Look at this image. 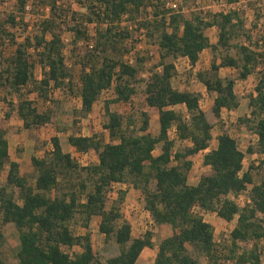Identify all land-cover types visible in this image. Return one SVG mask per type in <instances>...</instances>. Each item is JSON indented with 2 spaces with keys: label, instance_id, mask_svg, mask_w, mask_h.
<instances>
[{
  "label": "trees",
  "instance_id": "trees-1",
  "mask_svg": "<svg viewBox=\"0 0 264 264\" xmlns=\"http://www.w3.org/2000/svg\"><path fill=\"white\" fill-rule=\"evenodd\" d=\"M170 0H93L83 13L57 7L58 0H47L50 14L43 15L38 32L25 41H17L6 24L16 27L17 14L0 20V38L7 39L12 52L0 60V97L21 93L30 84L39 96L48 100L53 89H73L75 78L64 53L65 41L60 22H66L75 33V43L88 37L87 24L98 25L100 45L124 42L130 35L121 26L123 19H139V28L153 44L158 45L160 59L151 69L143 89L146 104L158 112L159 133L150 131L151 114L141 111V125L136 128L132 117L112 110L113 103H129L137 94L143 59L136 63L115 59L104 54H75L81 64V106L76 117H87L101 94L113 89L114 97L105 101L107 120L104 127L109 141L92 132L73 134L68 138L75 150L87 153L94 150L97 163L82 166L70 152L64 150L61 138H51L52 149L43 157L32 156L36 176L31 179L21 172L20 163L11 156L7 132L0 128V170L8 166L6 182L0 184V264H9L1 254L7 241L4 228L14 225L19 233L18 264H136L145 248H154V233L146 231L134 237L131 223L121 207L126 191L109 200L112 186L132 184L141 190L144 207L159 226L166 225L171 234L157 247L153 264H263L264 262V176L255 181L251 166L244 170L245 152L238 141L224 130L215 148L204 154L209 166L197 184H190L192 156L211 146L213 129L220 122L224 109L240 106L235 91L236 80L220 76L222 68H234L245 80L257 70L259 80L255 93L249 96L250 114L240 120L258 136L249 153L264 154V13L255 11L252 28L239 9L214 13L193 12L186 15L183 8H166ZM239 0H231L238 2ZM17 8L25 20L28 0H17ZM151 12L142 16V10ZM134 19V20H133ZM121 26V27H119ZM218 27V40L212 43L207 30ZM117 28H123L118 31ZM129 28V27H128ZM211 48L213 74L198 72L210 93H215L209 110L201 106L202 94L178 89L173 84L177 69L175 60L188 57L195 66L201 53ZM38 52L44 67L43 77L37 80L30 50ZM236 49V54L231 50ZM261 67V68H260ZM10 108L31 129L53 120L52 111H39L34 101L21 97L9 101ZM184 105L185 116L175 109ZM9 115V114H8ZM77 118L75 120H77ZM176 128V137L170 129ZM188 141L184 148L175 149L176 141ZM161 147V152L155 150ZM264 164V159L262 160ZM250 189V202L241 207L232 197ZM111 202V203H110ZM110 203V204H109ZM216 212L230 222L237 219L229 235L228 254L222 260L215 240L213 225L196 211ZM101 217L99 230L107 243L98 255L90 232L77 234L75 223L89 228L93 217ZM114 239L113 244L109 240ZM65 246H79L81 251L70 253ZM204 259L207 260L204 262Z\"/></svg>",
  "mask_w": 264,
  "mask_h": 264
},
{
  "label": "rangeland",
  "instance_id": "rangeland-1",
  "mask_svg": "<svg viewBox=\"0 0 264 264\" xmlns=\"http://www.w3.org/2000/svg\"><path fill=\"white\" fill-rule=\"evenodd\" d=\"M47 0H28L29 8L25 9V20L22 22V14L17 8V0H0V20L4 21L10 14H17V21L19 24L16 27L6 24L8 31L14 33L17 41L23 42L27 37H30L38 32V24L43 15L50 14V6L45 7ZM49 1V0H48ZM93 0H58L57 7L66 10H72L81 13L78 16L79 21H84L83 13L89 11L86 5H91ZM186 15H191L193 12L214 13L220 11H229L232 9H239L246 20L248 29L252 28L255 19V11H262L264 13V0H239L238 2H231V0H176ZM246 4V6H245ZM151 12V8L142 10V16ZM66 20L71 22L70 14L66 16ZM134 20V19H133ZM60 22V31L65 41L64 53L66 63L75 78L73 89H53L51 90L50 98L48 100L39 96L35 90V85L30 84L25 87L21 93L4 94L0 97V128L7 132V138L10 143L11 156L17 160L21 166V172L24 175L33 179L36 176V170L32 165V156L43 157L52 149L51 138L55 135L61 138L64 150L70 152L78 163L82 166L91 163H97L98 156L94 150L87 153H80L69 143L68 138L73 134L89 135L93 131L101 135L106 141H109V132L104 127L107 120L105 101L114 97L113 89L104 91L99 100L96 102L93 111L87 117H76L75 109L81 106L80 88L81 82L79 79L80 71L82 69L79 63L80 58L75 54V47L78 48L79 53H90L95 55L100 53L102 48L105 50L104 54L109 55L115 59L123 61H131L136 63L140 58L143 59L142 70L139 77L137 94L133 97L131 102H118L111 105L112 110L122 113L126 119L132 117L136 128L141 125V111H149L151 114L150 131L157 135L159 133V115L158 112L150 108L143 95L145 81L150 73V69L158 63L160 59L159 47L153 44L145 35V30L139 28V19L134 21H127L123 19L121 26L129 31L130 35L124 42L100 45V38L98 36V25L96 23H86L88 28V37L78 40L75 43V33L68 28V22ZM119 26V27H121ZM129 27V28H128ZM117 28L115 30H122ZM218 27H211L207 30L211 42L216 43L218 40ZM13 47L8 43L7 39L0 38V60L9 55ZM232 54H236V49L231 50ZM30 59L34 64V72L37 80L43 77L44 67L38 57V52L34 49L30 50ZM213 60V52L211 48L205 49L200 56L198 63L195 66H188L183 60H175L177 62V72L173 79L174 86L181 89H189L191 91L202 94L201 106L204 110H209L213 105L215 93H210L204 83L200 80L198 72L213 74L211 71V64ZM261 68V67H260ZM259 72L257 70L247 79L242 80L238 76V71L234 68H223L220 70V76L224 78H233L236 80L235 91L239 96L240 106L232 111L224 109L220 122L217 123L213 129V139L209 150L215 148L218 144V136L222 131H228L238 141L239 147L245 152L244 170L253 167L252 172L256 182H259L264 176V154L259 152L249 153L247 149L257 144V135L249 129L241 118L250 114L249 96L255 93V86L259 80ZM21 97L29 98L34 101L39 111H52L54 117L51 123L44 126L26 129L20 115L10 108L9 101L17 102ZM176 110L182 112L185 116L189 113L184 105H178ZM9 114V115H8ZM77 118V120H75ZM170 136L176 137L175 126L170 129ZM188 141H176L175 149L184 148ZM207 150V151H209ZM200 152L191 157L193 160V167L189 172V183L197 184L201 174L209 170L204 162V154L207 152ZM161 152V147L155 150V154ZM8 173V166L0 170V184L6 182ZM131 190L128 193V190ZM125 190L126 198L122 204L121 211L124 217L131 223L133 228V236H142L146 231H153L154 242L159 244L163 237L171 234L169 226L161 227L151 221V215L144 207V199L141 190L137 189L132 184L117 183L112 186L109 200L118 197V192ZM250 189L243 192L245 197L249 196ZM233 197V195H232ZM111 203V202H110ZM109 203V204H110ZM196 211L203 214L204 218L210 222L214 227L215 240L217 249L222 260L229 253V235L237 223V219L233 221H226L221 218L216 212L205 211L196 207ZM1 219V214H0ZM101 217L95 216L90 222L89 228L84 227L81 223H75L74 229L77 234H85L90 232L94 248L99 256L105 257L101 251L107 244L105 242V235L99 230V223ZM7 241L1 249L2 257L9 264H18L17 248L19 245V233L14 225H8L4 228ZM114 239L109 240V244L114 243ZM64 249L70 253L81 251L79 246L70 248L65 246ZM155 257L151 249H147L141 254L137 264H152V259ZM207 260L204 259V262ZM230 264V262H227ZM264 264V262H263Z\"/></svg>",
  "mask_w": 264,
  "mask_h": 264
},
{
  "label": "built area",
  "instance_id": "built-area-1",
  "mask_svg": "<svg viewBox=\"0 0 264 264\" xmlns=\"http://www.w3.org/2000/svg\"><path fill=\"white\" fill-rule=\"evenodd\" d=\"M166 8L170 9L172 11H178L180 9V4L176 1V0H170L166 3ZM246 6V4H245ZM29 8V5H27L26 9ZM257 135V134H256ZM257 140H258V136H257ZM81 153V152H80ZM234 200L241 206L243 207L244 205H246L248 202H250V196L245 197L243 195V192L240 193L239 195H233ZM230 262V261H229ZM231 264V262H230Z\"/></svg>",
  "mask_w": 264,
  "mask_h": 264
},
{
  "label": "crops",
  "instance_id": "crops-1",
  "mask_svg": "<svg viewBox=\"0 0 264 264\" xmlns=\"http://www.w3.org/2000/svg\"><path fill=\"white\" fill-rule=\"evenodd\" d=\"M214 27H216V26H214ZM176 60H183L184 62H186L187 63V65L188 66H193L191 63H190V60L188 59V57H179V58H177ZM175 65H176V69H177V62L175 61ZM228 68V67H227ZM223 69V68H222ZM221 69V70H222ZM174 84V83H173ZM177 88V87H176ZM178 89H181V88H178ZM181 90H183V89H181ZM186 90H189V89H186ZM210 148V147H209ZM209 148L208 149H206L205 151H207V150H209ZM205 151H201V152H205ZM207 167H209V166H207ZM130 189L128 190V193H130ZM137 191H140L139 189H137ZM149 212V211H148ZM149 214H150V212H149ZM151 215V214H150ZM151 218H152V216H151ZM151 221L152 222H154V224H156L155 223V221L153 220V218L151 219ZM166 225H162L161 227H165ZM163 238H165V237H163ZM162 238V239H163ZM157 247H158V244H155V247L154 248H145L144 250H143V252H145L147 249H151L153 252H154V254H155V257H156V253H157ZM142 252V253H143ZM140 257H141V255H140ZM139 257V258H140ZM155 257L152 259V264H153V262H154V260H155ZM139 260V259H138ZM137 264V263H136Z\"/></svg>",
  "mask_w": 264,
  "mask_h": 264
}]
</instances>
